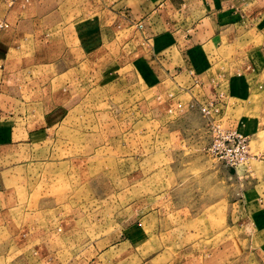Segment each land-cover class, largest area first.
Returning a JSON list of instances; mask_svg holds the SVG:
<instances>
[{
    "label": "rangeland",
    "instance_id": "1",
    "mask_svg": "<svg viewBox=\"0 0 264 264\" xmlns=\"http://www.w3.org/2000/svg\"><path fill=\"white\" fill-rule=\"evenodd\" d=\"M109 1L89 0L88 14ZM117 35L73 63L71 75L29 78V99L41 107L29 110L39 116L15 161L24 167L14 181L20 205L0 219V250L25 247L19 264H172L257 245L246 224L228 218L248 162L211 152L207 113L229 91L248 94L237 75L243 62L219 61L196 88L152 82L137 31ZM247 144L249 155L263 153L264 129ZM96 244L107 249L100 256ZM45 245L58 251L40 253Z\"/></svg>",
    "mask_w": 264,
    "mask_h": 264
},
{
    "label": "crops",
    "instance_id": "2",
    "mask_svg": "<svg viewBox=\"0 0 264 264\" xmlns=\"http://www.w3.org/2000/svg\"><path fill=\"white\" fill-rule=\"evenodd\" d=\"M72 1L0 0V19L7 23L0 28L1 220L20 205L14 181L24 176V167L15 161L24 156L26 140L30 142L34 132L28 127L34 123L31 117L39 116L29 110L41 107L39 100L29 99L34 90L29 78L71 75L73 63L83 64L92 50L108 40L115 42L122 28L135 29L145 43L144 61L152 82L170 80L196 88L194 80L199 85L219 61H242L246 69L237 75L243 77L241 88L248 94L229 91L210 107L209 119L247 137L264 129V0H110L92 14L89 0ZM111 30L113 35L107 37ZM90 37L97 42L91 49ZM253 92L259 96H251ZM229 205V220L246 224L247 239L257 245L225 257L217 251L195 252L172 264H264V152L250 155L243 189ZM138 237H132L134 243ZM96 245L99 256L107 250ZM43 248L40 253L58 251ZM25 252L23 246L3 247L0 264H19Z\"/></svg>",
    "mask_w": 264,
    "mask_h": 264
},
{
    "label": "built area",
    "instance_id": "3",
    "mask_svg": "<svg viewBox=\"0 0 264 264\" xmlns=\"http://www.w3.org/2000/svg\"><path fill=\"white\" fill-rule=\"evenodd\" d=\"M6 25V21L0 19V28ZM212 105L207 108L208 115ZM211 123L213 130V138L210 145L211 152L218 153L220 157L226 158L232 165L247 163L250 157L247 149V136L236 129L223 127L218 121H211Z\"/></svg>",
    "mask_w": 264,
    "mask_h": 264
}]
</instances>
